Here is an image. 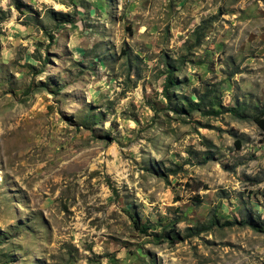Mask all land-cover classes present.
<instances>
[{"label": "rangeland", "instance_id": "1", "mask_svg": "<svg viewBox=\"0 0 264 264\" xmlns=\"http://www.w3.org/2000/svg\"><path fill=\"white\" fill-rule=\"evenodd\" d=\"M261 111L264 0H0V264H264Z\"/></svg>", "mask_w": 264, "mask_h": 264}, {"label": "trees", "instance_id": "2", "mask_svg": "<svg viewBox=\"0 0 264 264\" xmlns=\"http://www.w3.org/2000/svg\"><path fill=\"white\" fill-rule=\"evenodd\" d=\"M21 6V5H19ZM168 84L169 85H173V82L170 80H168ZM253 121L255 122V124L258 126V128L264 132V111H261L260 113H258L257 115H255L253 117Z\"/></svg>", "mask_w": 264, "mask_h": 264}]
</instances>
